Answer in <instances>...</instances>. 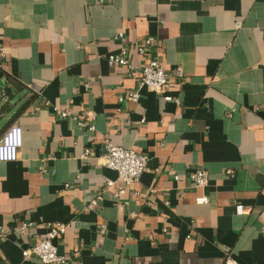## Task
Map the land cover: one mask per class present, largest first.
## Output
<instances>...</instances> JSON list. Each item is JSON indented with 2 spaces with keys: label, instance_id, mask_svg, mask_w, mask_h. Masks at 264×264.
Returning a JSON list of instances; mask_svg holds the SVG:
<instances>
[{
  "label": "crops",
  "instance_id": "crops-1",
  "mask_svg": "<svg viewBox=\"0 0 264 264\" xmlns=\"http://www.w3.org/2000/svg\"><path fill=\"white\" fill-rule=\"evenodd\" d=\"M122 47L184 77L135 101L138 72L107 60ZM0 49V129L36 94L0 162V264H46L23 250L50 222L71 264H264V0H0ZM106 138L149 155L139 181L106 187Z\"/></svg>",
  "mask_w": 264,
  "mask_h": 264
},
{
  "label": "built area",
  "instance_id": "built-area-1",
  "mask_svg": "<svg viewBox=\"0 0 264 264\" xmlns=\"http://www.w3.org/2000/svg\"><path fill=\"white\" fill-rule=\"evenodd\" d=\"M123 33H119L116 39H120ZM155 42L153 36L147 37L143 43L137 46V50L140 54L145 55L150 51V47ZM1 50V49H0ZM132 52L126 47H122L120 53H111L107 55L108 62L118 64L124 68H127L130 72H138V84L137 90L130 93V96L138 101L141 91L147 89L156 94L163 95V93L170 89L171 78L181 79L184 77V73L181 68H177L173 73H169L165 70L163 65L159 62L158 58L153 57L152 54L148 57V60L144 64L134 65L132 63ZM167 101H173V97L170 95L164 96ZM122 100V97H120ZM174 101H179L175 99ZM57 112H60L62 116H67L69 113L60 111L55 108ZM91 130L94 127L91 126ZM23 146V129L20 124L14 123L11 125L0 137V162H12L19 159L20 151ZM103 165L117 171V181L109 180L106 183V187H112L115 183H122L125 185H131L134 182L140 180L141 175L147 170L150 160L149 155L145 153L137 152L133 149L125 148L113 144V142L106 138L103 147ZM91 150L87 148L84 155H89ZM176 180L179 179L178 175H175ZM192 185L199 189H204L209 184V173L206 169L198 168L188 174ZM101 200V195L89 201L87 208L91 211H96V208ZM209 202L207 195H201L196 198V203L206 204ZM236 210L238 213L244 212L243 205H237ZM29 225H24V229ZM66 232V224L62 222H50L47 224L46 237L34 245L23 250V256L30 258L32 255H36L40 261L46 264H71L66 255L59 254L58 240L63 237ZM78 255V253H75ZM225 264H240L238 260L230 252L226 253Z\"/></svg>",
  "mask_w": 264,
  "mask_h": 264
},
{
  "label": "trees",
  "instance_id": "trees-1",
  "mask_svg": "<svg viewBox=\"0 0 264 264\" xmlns=\"http://www.w3.org/2000/svg\"><path fill=\"white\" fill-rule=\"evenodd\" d=\"M6 93V92H5ZM3 95H0V97ZM36 98V94H32L28 97V99L24 102V104L16 111V113L14 114V116L12 117L11 120H9L8 123H6L1 129H0V137L2 136V134L11 126L13 125V121L15 120V118L17 116H19V114H21L22 112H24L34 101ZM5 106L1 109L0 112L5 111Z\"/></svg>",
  "mask_w": 264,
  "mask_h": 264
},
{
  "label": "water",
  "instance_id": "water-1",
  "mask_svg": "<svg viewBox=\"0 0 264 264\" xmlns=\"http://www.w3.org/2000/svg\"><path fill=\"white\" fill-rule=\"evenodd\" d=\"M6 84L2 81V79L0 78V87H5Z\"/></svg>",
  "mask_w": 264,
  "mask_h": 264
}]
</instances>
